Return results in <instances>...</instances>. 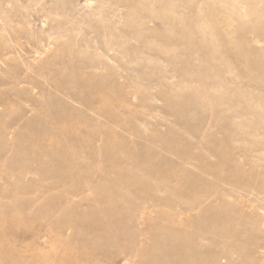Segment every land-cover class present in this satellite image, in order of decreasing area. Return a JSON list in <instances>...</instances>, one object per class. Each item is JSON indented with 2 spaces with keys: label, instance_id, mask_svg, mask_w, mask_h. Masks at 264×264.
Segmentation results:
<instances>
[{
  "label": "rangeland",
  "instance_id": "rangeland-1",
  "mask_svg": "<svg viewBox=\"0 0 264 264\" xmlns=\"http://www.w3.org/2000/svg\"><path fill=\"white\" fill-rule=\"evenodd\" d=\"M0 264H264V0H0Z\"/></svg>",
  "mask_w": 264,
  "mask_h": 264
},
{
  "label": "bare ground",
  "instance_id": "bare-ground-1",
  "mask_svg": "<svg viewBox=\"0 0 264 264\" xmlns=\"http://www.w3.org/2000/svg\"><path fill=\"white\" fill-rule=\"evenodd\" d=\"M49 130V129H48ZM17 217V216H16ZM82 217V216H81ZM80 217V218H81ZM174 235V234H173ZM173 235H170L169 238L167 240H169L170 242V245H172V248L178 252L179 254H184V255H187L185 254V251L184 249L187 248V247H194V244H193V240L191 239V236L189 237V239H185V238H181L180 236L178 237L177 235L176 236H173ZM185 239V240H184ZM166 240V241H167ZM165 241V242H166ZM164 242V241H163ZM187 246V247H186ZM190 249V248H189ZM85 252V251H83ZM183 258V257H182ZM181 259V258H180ZM189 259V258H188ZM183 260V259H181ZM180 262V261H179ZM198 262V261H197Z\"/></svg>",
  "mask_w": 264,
  "mask_h": 264
}]
</instances>
